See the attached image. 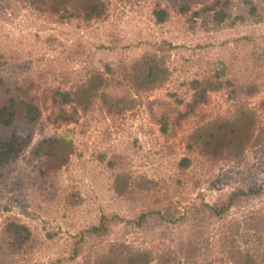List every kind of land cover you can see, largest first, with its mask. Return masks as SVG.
<instances>
[{
    "label": "rangeland",
    "instance_id": "rangeland-1",
    "mask_svg": "<svg viewBox=\"0 0 264 264\" xmlns=\"http://www.w3.org/2000/svg\"><path fill=\"white\" fill-rule=\"evenodd\" d=\"M212 1L177 0L195 4L192 13ZM246 1L229 0L220 22L211 12L179 15L166 2L170 17L159 25L151 16L155 0H104L105 16L88 24L0 0V78L5 89L34 86L41 112L28 147L0 167V231L15 216L33 235L24 251L9 254L0 233V264H93L114 243L169 253L177 264H238L264 250V67L255 66L264 52V0H249L253 15ZM145 55L162 60L168 76L136 94L122 77ZM221 65L227 77L254 85L243 101L258 116L260 139L237 160H209L187 146L197 127L234 109L223 89L186 111L189 83ZM99 73L109 96L133 104L108 112L95 99L86 112L63 106L71 122L51 116L56 108L43 92L73 93ZM47 138L69 142L72 153L44 172L30 153ZM235 193L225 213L210 210ZM142 214L148 216L138 226ZM100 223L104 234L90 236Z\"/></svg>",
    "mask_w": 264,
    "mask_h": 264
},
{
    "label": "trees",
    "instance_id": "trees-1",
    "mask_svg": "<svg viewBox=\"0 0 264 264\" xmlns=\"http://www.w3.org/2000/svg\"><path fill=\"white\" fill-rule=\"evenodd\" d=\"M16 4L31 7L40 15L49 19L57 18L60 22L70 19H77L85 24L98 21L106 14L104 0H12ZM166 2L174 3L177 13L185 16L187 13L196 17L201 12L213 13V19L222 21L226 13L229 0H213L211 3L200 7L198 12H190L195 4L178 3L177 0H155L151 16L155 24H165L170 17L169 6ZM206 2V1H205ZM204 2V4H205ZM247 13L255 14V6L248 0ZM255 66L264 67V52L257 53ZM260 64V65H259ZM226 67L221 65L200 80H192L189 83L192 91L191 102L186 105L187 112H194V109L205 102L209 93L218 92L223 89L228 91L230 99L236 102L234 109L226 116L209 120L197 127L188 138V149H198L202 156L209 160H237L242 156L243 151L260 139L258 130L259 119L254 110L243 101L253 91V84L237 83L225 74ZM167 69L163 61L156 59L154 55H145L136 60L124 72L122 79L136 93L151 92L159 88L167 79ZM108 80H104L102 74H95L90 77L83 87L71 93L62 89H52L43 92L50 98L52 107L51 116H57L63 122H71L73 117L67 116L63 106L74 104L76 109L86 112L90 109L93 101L99 99L107 108L108 112H121L133 104L132 99L127 97L109 96L106 93ZM4 81L0 78V167L14 160L28 147L32 137V126L39 119L41 112L38 106V91H32L34 86L23 88L14 86L4 88ZM76 110H74V113ZM2 132H8L4 136ZM254 144V145H255ZM72 153V146L69 142L58 138H47L39 141L32 149L30 156L39 162V168L44 172L56 170L64 165ZM36 161V169L39 170ZM187 158L181 159L180 166L187 167ZM239 193L228 196V199L216 209L209 207L215 215L225 213L235 202ZM152 213H149V215ZM160 220L166 221L160 211ZM148 214H142L137 219V225L141 226ZM105 220L104 218L102 221ZM173 223V220H167ZM1 235L5 241V250L9 254L24 251L31 245L32 232L29 227L15 216H8L1 225ZM101 226V227H100ZM103 223L91 227L87 233L90 236L99 237L104 234ZM93 264H177L175 257L169 253L159 254L147 250H138L125 245L114 243L108 251L95 257ZM238 264H264V250L256 257L246 254L238 261Z\"/></svg>",
    "mask_w": 264,
    "mask_h": 264
}]
</instances>
